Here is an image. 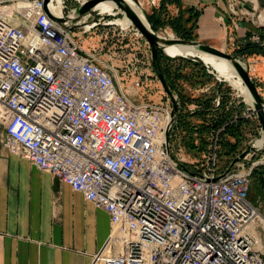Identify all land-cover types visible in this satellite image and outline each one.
Segmentation results:
<instances>
[{"label": "built area", "instance_id": "1", "mask_svg": "<svg viewBox=\"0 0 264 264\" xmlns=\"http://www.w3.org/2000/svg\"><path fill=\"white\" fill-rule=\"evenodd\" d=\"M77 29L81 41L86 29ZM71 31L46 14L43 0H0L2 144L108 214L100 263L264 264V215L249 198L264 151L252 144L215 179L246 145L223 165L221 126L187 159L173 140L175 120L166 147L171 105L132 101L114 67ZM241 103V117L255 114Z\"/></svg>", "mask_w": 264, "mask_h": 264}, {"label": "crops", "instance_id": "2", "mask_svg": "<svg viewBox=\"0 0 264 264\" xmlns=\"http://www.w3.org/2000/svg\"><path fill=\"white\" fill-rule=\"evenodd\" d=\"M160 2L147 0L149 10L144 15L150 22L179 17L188 26L186 20L190 18L196 24L193 32L197 41L229 52L238 53L246 45L264 46V0H165L163 6ZM65 5L68 10L77 2L65 0ZM109 18L108 14L101 15L86 29V35L96 33L86 38L100 51L110 42L100 31ZM242 54L252 80L261 83L264 90V55L253 51ZM1 117L0 264H101L96 257L106 248L108 214L68 184L11 153L2 144Z\"/></svg>", "mask_w": 264, "mask_h": 264}, {"label": "rangeland", "instance_id": "3", "mask_svg": "<svg viewBox=\"0 0 264 264\" xmlns=\"http://www.w3.org/2000/svg\"><path fill=\"white\" fill-rule=\"evenodd\" d=\"M76 2L77 1L73 0V4H76ZM146 3L147 0H138V5L143 15L149 10L148 4ZM66 9H64L65 14L69 13V11ZM108 15H110L111 18L105 19L107 26L101 25L100 31H103L101 37L103 39L110 40V42L107 44L108 48H105V50L103 49V51H100L98 48H96V51L99 52V56H101V58H103L106 63L114 67L121 86L132 101L135 103L148 102L155 105L166 107L170 106V100L168 99L165 90L157 79L152 68L148 43L145 41L143 36H141L140 33L135 30L133 25L123 29L118 26L116 22H113L114 19L122 17L123 13H120V10H115L114 13ZM100 16L101 14L97 15V17ZM77 32L78 29L76 28L71 31V34L76 41H79L78 37H76L78 35ZM154 32L159 34L169 33L173 34L174 37H178L170 29H168V27L158 29ZM91 35L95 36L96 33L91 34L87 32L86 35L85 32L82 35L81 41H79L85 48L91 47V45L93 46L95 44V42H92L90 38H86V36L89 37ZM117 39L120 40V42ZM225 50L226 49H224V51ZM226 52L229 51L226 50ZM189 60L190 61L167 56H163L162 58L163 67L165 66V71L168 73V75L165 76L172 83L173 94L176 96V99L179 103V114L188 116L185 120L187 122L184 123L182 121L181 123L180 120V122H175L172 128V133L174 134L173 140L177 141L182 147L185 148L184 155L187 159L188 157H195V154H192V151H189L187 149L188 146L185 145V142L188 140V134L186 131L187 129H185L184 126L193 125L192 127H198L202 123V119L198 116H189L185 114H191L199 109L200 106L197 103L199 100H204L212 96L210 111L206 117L208 120L214 119L215 113L220 110L224 112L229 111L231 113V118L229 120H224L219 127L205 132L203 134L205 139L213 135L216 129L220 128L221 126L224 128L225 125L232 123L236 116L240 115L241 111L239 101H244L246 103L239 90L234 88L228 81L222 80L223 82L219 81L221 84H218L216 76H218L220 79L223 78L217 75L215 70L211 69V67L200 61L192 59ZM197 62H200L201 64H198ZM136 81L140 82L138 86L135 85ZM257 83L258 91L264 101L263 85H261L259 82ZM234 93L239 96H233L232 94ZM217 94L221 95V100L219 106L215 107L214 98ZM224 98L225 102L223 103ZM191 109L193 110L191 111ZM250 116V118H244V122L242 123L237 136H222V141H225L226 139L229 143H236L237 145V148L229 155L222 154L223 148L221 144L219 145L220 160L223 165L227 164L232 154L239 151L241 148H244L248 142L260 138L261 134H263L256 115L251 114ZM190 135L193 140H196L197 134L195 130H193ZM263 180L264 165L253 171L249 189L250 200L256 204L259 211L264 215ZM259 235L261 242L264 243V232L260 231Z\"/></svg>", "mask_w": 264, "mask_h": 264}, {"label": "water", "instance_id": "4", "mask_svg": "<svg viewBox=\"0 0 264 264\" xmlns=\"http://www.w3.org/2000/svg\"><path fill=\"white\" fill-rule=\"evenodd\" d=\"M102 1H111L115 4V7L120 10V13H123L125 17H127L130 21V24L133 25V27L140 33L141 36L145 39V41L149 45L150 49V61L152 68L155 72V75L159 82L161 83L163 89L165 90L168 99L171 103V111H170V121L166 127L165 130V141H166V147L168 144V130L170 125L176 120L178 116V109H177V99L176 96L171 91L169 84L166 82V80L163 77V73L160 69L159 62H158V54L162 56H167L165 53V48L167 46H171L174 44L183 45V46H189L194 48L197 51H203L209 54H212L214 56L223 58L227 60L231 66L235 69L238 77L241 79L242 83H244L245 87L248 89L252 101L250 105L252 106V109L256 115V118L259 122L260 129L262 133L264 134V101L254 83L252 80V77L249 74V64L248 61L244 58H242L238 53L235 52H226L222 49H219L215 46H212L208 43L197 41V40H186L179 37L175 38H166L161 37L158 35V33H155L148 21L147 25L142 21V19L139 17L137 12L130 7L128 3H126L125 0H86L83 3L77 5L67 14H64L63 16H56L52 14L48 8V3L50 0H43V9L46 12V14L56 23H58L62 29L66 31H71L76 28L84 26L86 22V25H90L97 21V15L98 13L94 10L95 6L102 2ZM135 3L138 4V0H133ZM86 17V19H84ZM174 58H185V59H192L196 61H200L203 63L202 59L198 57L197 55H194L192 57H187L184 55H179ZM252 142H249L246 147L239 153L238 156L234 157L231 162L229 163L227 169L215 179H219L224 177L231 169L232 166L243 159V157L251 150H254L255 147L252 145ZM259 151H264V145L261 146ZM182 169L188 173L191 176H194L195 173L189 171L186 167L182 166Z\"/></svg>", "mask_w": 264, "mask_h": 264}, {"label": "trees", "instance_id": "5", "mask_svg": "<svg viewBox=\"0 0 264 264\" xmlns=\"http://www.w3.org/2000/svg\"><path fill=\"white\" fill-rule=\"evenodd\" d=\"M165 0H161L160 2V6L164 5ZM193 16L196 18V13H193ZM151 29L153 31L158 30L159 28H165V26H170L173 31L175 32L176 36H178L179 38L182 39H186V40H196V35L194 34L193 30L195 28V21L192 22L190 21V18H188L186 20V22L188 23V26H184L182 24V20L178 18H167L166 21H163L161 19H157V21L155 22H150L148 17H146ZM258 52L261 53L262 55H264V46H256V45H246L243 49H239L238 54L243 57L244 52ZM163 56L158 54V62H159V66L160 69L163 73V77L166 80V82L169 84V87L171 89V91L173 92V85L172 83L167 79V77L165 75H168V73L165 71V66L163 67V61H162ZM178 59H183V60H188L189 59H185V58H178ZM198 64H201L200 62H197ZM203 68V67H202ZM204 69V68H203ZM256 87H258V84L256 83V81H254ZM211 100H212V96L210 98H206L204 100H199L197 103L199 104V109H197L196 111H194L191 114H185V115H189V116H198L202 119V123L198 126V127H192L193 125H188V126H184L185 129H187V134H188V140L185 142V145H187V149L189 151H192V154L198 155L200 153V151H202L205 146H206V139L203 137V134L209 130H212L214 128H217L221 125V123L224 120H229L231 118V113L228 112H224L222 110L217 111L215 113V118L208 120L206 119L208 112L210 111V107H211ZM225 102V98L223 100V103ZM243 106V103L240 104V107ZM186 117L188 116H184V115H180L178 114L177 118H176V122H180L182 121L185 123L187 121ZM244 122V117H241L240 115H237L235 120L224 126L223 131L220 133L221 138L222 136H226V137H235L237 136L239 133L238 131L240 130V127L242 125V123ZM183 126V125H182ZM195 130L196 132V140H193V138L191 137V133L192 131ZM220 144L222 145L223 148V153L222 154H231V152H233L236 148L237 145L236 143H229L226 139L225 141L220 140ZM263 185H264V180H263ZM264 187V186H263ZM262 187V188H263Z\"/></svg>", "mask_w": 264, "mask_h": 264}, {"label": "bare ground", "instance_id": "6", "mask_svg": "<svg viewBox=\"0 0 264 264\" xmlns=\"http://www.w3.org/2000/svg\"><path fill=\"white\" fill-rule=\"evenodd\" d=\"M125 1L126 3L130 5V7H132V9H134L137 12V14L142 19V21L147 25V20L145 16L141 13L139 5L135 3L133 0H125ZM48 8L52 14L56 16H60L62 13L61 0H50V2L48 3ZM94 10L98 14L107 15V14L114 13L115 10H118V8L115 7V4L111 1H102L95 6ZM84 19H86V17ZM115 21L117 24L123 27L131 26L129 19L125 17L124 14L122 15V17H120L119 19H116ZM83 23H85L84 28L86 29V26H85L86 22H83ZM158 35H160L161 37H166V38H175L173 34H169V33H165V34L158 33ZM164 51L166 55H168L169 57H177L179 55L192 57L194 55H197L198 57H200V59H202L205 65L215 70L217 72V75L223 78L222 80L228 81L234 88L238 89L239 92L244 97V100L250 105L252 101V97L248 89L245 87L244 83H242L235 69L231 66V64L227 60L214 56L212 54L203 52V51H197L194 48L189 47V46H183V45H178V44L167 46ZM0 116H1V111H0ZM253 145L255 147L263 146L264 145V134H261L260 138L254 139ZM248 229H251L250 225L248 226Z\"/></svg>", "mask_w": 264, "mask_h": 264}]
</instances>
